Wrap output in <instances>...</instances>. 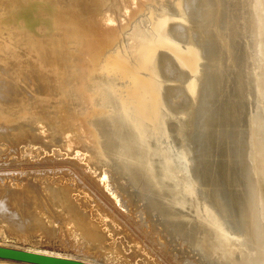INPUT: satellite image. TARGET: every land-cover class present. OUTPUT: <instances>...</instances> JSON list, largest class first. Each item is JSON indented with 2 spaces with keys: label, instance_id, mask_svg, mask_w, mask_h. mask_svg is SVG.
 Returning a JSON list of instances; mask_svg holds the SVG:
<instances>
[{
  "label": "bare ground",
  "instance_id": "bare-ground-1",
  "mask_svg": "<svg viewBox=\"0 0 264 264\" xmlns=\"http://www.w3.org/2000/svg\"><path fill=\"white\" fill-rule=\"evenodd\" d=\"M43 94L53 103L27 118L66 157L41 163L71 171L100 208L52 179L33 191L3 184L5 224L58 223L88 256L23 250L104 264L116 256L106 207L111 234L157 256L183 244L187 264H264V0H0V136L18 124L11 109Z\"/></svg>",
  "mask_w": 264,
  "mask_h": 264
},
{
  "label": "rangeland",
  "instance_id": "rangeland-1",
  "mask_svg": "<svg viewBox=\"0 0 264 264\" xmlns=\"http://www.w3.org/2000/svg\"><path fill=\"white\" fill-rule=\"evenodd\" d=\"M116 1V0H115ZM118 11H120V10H116L115 9V13H117ZM144 12H147V11H145V10H143ZM119 22V21H118ZM128 26H130V24L128 25ZM128 26L126 27V28H128ZM118 33H117V40H120L121 38L123 39V37H124V29H121V27H118ZM123 32V33H122ZM120 35H121V38H120ZM96 39V38H95ZM97 41V40H96ZM98 47H99V50H104L102 47H100L99 45H98ZM19 51H20V49H19ZM93 74H100L101 72H98V71H93L92 72ZM102 74V73H101ZM102 76V75H101ZM20 81V80H19ZM39 97V100H37V99H35L34 101H32V102H30V104H31V107L29 108V111H27L28 112V114H27V112H24V113H21L20 111H18V110H16V109H11L10 111H9V114L10 115H12L13 113H17V115H15V116H10L9 114V116L6 114V117H5V119H7V118H13V119H15L14 121V123H16V121H17V125L11 130V132L8 134V135H5V136H3V137H1L0 139L2 140V138L6 141H4V140H0V166L3 168H1L0 169V171L2 172H0V177L2 178H0V180H1V182H0V186L2 187V185H3V187L6 185V187H12V188H16V189H28V190H31L32 189V191L34 190V188H36L37 186H39L41 183H43V182H50L51 181V179H52V183L53 184H57V185H60V186H63V185H66L68 188H69V191H70V193L73 195L72 197L73 198H75L74 200H76L77 202H80V203H84L85 204V209L88 211V212H90L91 213V211H92V209H93V211H92V213L94 214L95 213V211H96V209H99L100 208V206H98L97 207V204L95 205V203L93 202V196L91 197V192L89 191V190H87V189H84L83 187H81V186H79L80 184H79V181L77 180V179H75L74 178V175L72 174V172L71 171H69L67 168H63V167H61V168H59V167H54V166H52L51 164H48V163H45V164H42V163H44V160H45V162H49V161H47V160H50L49 158H56V156H57V153H56V151H58V149L59 150H61V147H62V145H61V143H60V141H57V140H55V141H53L54 139H47V140H41V143L39 144V142H40V139H39V137L37 138V133H35V131L33 130L34 129V127L33 126H36L32 121H30L28 118H27V115H29L30 114V112L31 113H35V112H39V113H43L44 112V109H42V106H48V105H51L52 103H53V100L51 99V98H49L47 95L45 96L44 94L42 95V96H38ZM41 97L42 98H44L45 100V102L41 99ZM37 100V101H36ZM41 100V101H40ZM34 103V104H33ZM36 105L38 106V107H36ZM1 106H2V104H1ZM33 106H35L36 108L34 109V108H32ZM49 108V107H48ZM40 109V110H39ZM16 110V111H15ZM103 111H105V110H103ZM19 112V113H18ZM26 114V116L24 117V115ZM20 117V118H19ZM22 117H23V120H22ZM24 118H25V120H24ZM29 120V121H28ZM26 121V122H25ZM29 123V124H28ZM33 124V125H32ZM18 125H19V127H18ZM32 125V126H31ZM26 127V128H25ZM21 128H23L24 130H26L25 131V133H24V130H22ZM21 130H22V132H21ZM13 131H14V134H13ZM19 131V132H18ZM19 133L21 134V135H19ZM27 133H29V134H27ZM31 133V134H30ZM34 133H35V135H34ZM12 134V135H11ZM16 134V135H15ZM17 137L18 135H19V137H15V136ZM27 135H29V137L27 136ZM22 137V138H21ZM16 138V139H15ZM19 138V139H18ZM24 138V139H23ZM37 138V139H36ZM23 139V140H22ZM34 139V140H33ZM8 141V142H7ZM17 141V142H16ZM11 142V143H10ZM15 142V143H14ZM53 142V143H52ZM33 143H34V145H33ZM58 143V144H57ZM7 144H8V146H7ZM10 144H11V146H10ZM14 144H16V146L14 145ZM44 144V145H43ZM53 144H54V146H53ZM56 144H57V146H56ZM45 145H47V146H45ZM10 146V147H9ZM24 146V147H23ZM32 146V151H28V150H26L27 149V147H31ZM11 147H14L13 149L11 148ZM22 147V148H21ZM53 147V148H52ZM76 148V149H75ZM11 149V150H13V151H9V150ZM15 149V150H14ZM23 149V150H22ZM81 149V147H80V145L78 146V145H76L75 147H74V153L75 152H77V151H79V152H81V153H84V150H83V148H82V150H80ZM8 150V152H6ZM47 150H48V153H50V155L47 153ZM43 153V154H40L41 152ZM10 152H11V154H13V155H11L10 154ZM23 153H25V154H23ZM46 154H48V158H47V155ZM31 155H34V157L32 156L31 157ZM36 155V156H35ZM40 155V156H39ZM45 156V158H44V156ZM6 156H8V158L6 157ZM42 156V157H41ZM55 156V157H54ZM36 157V158H35ZM66 156H64V155H58L57 156V158H61V159H64ZM71 156H69L68 158H70ZM73 157V156H72ZM11 158V159H10ZM29 158V159H28ZM31 158V159H30ZM40 160V161H37V162H34V160L36 161V160H38V159ZM56 158V159H57ZM8 159V160H7ZM43 159V160H42ZM76 159H78L79 161H81V162H79V163H82V165H84V161L82 160V159H79V158H76ZM30 160H31V162H30ZM52 160H54V159H52ZM29 161V162H28ZM13 162V163H12ZM33 162V163H32ZM38 162H40L39 164H38ZM42 162V163H41ZM29 164H30V166H29ZM38 165V166H36V165ZM11 165V166H10ZM14 165V166H13ZM31 165H33L32 167H31ZM40 165V166H39ZM46 165L48 166V165H50V166H48L47 168H46ZM6 166H7V168H6ZM10 166V167H9ZM17 166V167H16ZM44 166V170H42L43 168H41V167H43ZM85 166V165H84ZM83 166V167H84ZM9 167V168H8ZM16 167V168H15ZM18 167L21 169L22 168V170H20V169H18ZM24 167H25V169H24ZM37 167H39V169L37 168ZM6 168V169H5ZM53 168H54V170H53ZM9 169V171L7 172V173H4L5 171H7ZM31 169V170H30ZM32 169L34 170V171H32ZM38 169V170H37ZM48 169V170H47ZM50 169V170H49ZM87 169V168H86ZM85 169V170H86ZM12 170H14L13 172H12ZM18 170H20V171H22L21 173H19L20 171H18ZM36 170H37V172H36ZM46 170H47V174H46ZM58 170H59V172L61 171V172H63L62 174L61 173H59L58 172ZM24 171H25V174H24ZM27 171V172H26ZM44 171H45V173H44ZM53 171L55 172L53 175H52V173H53ZM57 171V172H56ZM33 172H35V173H33ZM40 172V173H39ZM42 172V173H41ZM66 172V173H65ZM102 172V171H101ZM101 172L99 171V174H98V172L96 173V174H94L95 172H90V170L89 169H87L86 170V173H88V175L90 176V177H93L94 176V178L95 179H97L96 181H98V180H100L99 178H101L102 177V174H101ZM8 173H9V175H8ZM37 173H39V175L37 174ZM59 173V174H58ZM14 175V176H12L11 177V175ZM23 174V175H22ZM27 174V175H26ZM42 174H44V175H42ZM50 174V175H49ZM58 176H57V175ZM68 174V175H67ZM101 174V175H100ZM15 175H17L16 177H15ZM20 175L22 176V177H24V176H26V180H28V181H23L24 180V178H22V177H20ZM63 175V176H62ZM64 175H66V176H64ZM87 175V176H88ZM92 175V176H91ZM95 175H97L96 177H95ZM3 176H6V177H4L3 178ZM8 176V177H7ZM46 176H50L49 178L48 177H46ZM54 178H53V177ZM56 176V177H55ZM60 176H62V178L60 177ZM68 176V177H67ZM10 177V178H9ZM40 177V178H39ZM43 177H46V178H43ZM60 177V178H59ZM66 179V177H67V180H65L64 178ZM69 177H70V179H69ZM71 177L72 178H74V180L72 179L71 180ZM7 178H9V179H7ZM16 178H18L17 180H16ZM21 179V181H20V179ZM12 179V180H11ZM13 179H15V180H13ZM69 179V180H68ZM7 180V181H6ZM10 180V181H9ZM19 180V181H18ZM44 180V181H43ZM47 180V181H46ZM55 180V182H53ZM63 180V181H62ZM59 181V182H58ZM76 181V182H75ZM24 182L26 183V184H24ZM29 182V183H28ZM7 183V184H6ZM27 183H28V185L31 183V185H29V188H28V186H27ZM58 183H60V184H58ZM69 183H71L72 184V187L70 186L71 184H69ZM74 183H76V184H74ZM23 184V185H22ZM78 184V185H77ZM75 185L77 186L76 187V189H75ZM27 186V187H26ZM32 186H34V187H32ZM79 186V187H78ZM101 186V185H100ZM71 188V189H70ZM82 188V189H81ZM82 190H85L86 192H87V195H86V192L85 191H82ZM101 190H102V186H101ZM82 191V192H81ZM103 191V190H102ZM81 192V193H80ZM105 192V191H104ZM77 194V195H76ZM76 195V196H75ZM81 197H80V196ZM87 196V197H86ZM76 197H77V199H76ZM78 197L80 198V200H78ZM88 198V199H87ZM90 199V200H89ZM92 200V203L90 202ZM86 202V203H85ZM92 204H93V206H92ZM88 206V208H87V206ZM91 206V207H90ZM113 207H115V209L117 210V209H119V207L116 205V204H114L113 205ZM103 210V209H102ZM102 210H100L101 211V213H102V215H103V219H104V225H102V228H103V234H105L104 235V243H106L105 244V246H107V247H113V248H115V251H116V256H115V258H113V259H108L109 257H107V258H100V257H97L99 260H101L104 264H156V262H154V261H157L158 263L157 264H187L186 263V258L184 259V260H181L180 259V256L182 255V254H184L182 251H184L185 252V249L183 248V244L181 245L180 244V246L179 245H177L176 246V249H173L172 251H170V252H166V253H164L163 255H155L154 254V252H152L151 250V248L150 247H147V246H145V245H143L144 244V241H142L141 239H139V238H134V239H136L135 240V244L134 243H131L130 242V239H128V242H127V239L125 238V239H123V237H125V234L123 235V233H125L124 231H119V229H117L116 228V233H112L111 234V230H110V228L111 227H109L108 228V225L110 226V222H111V218L113 219L114 217H115V215H114V212L113 213H111L112 211L110 210L109 211V209L108 208H106L105 207V212H106V214L104 213V211H102ZM110 214H109V213ZM107 213H108V215L110 216V217H108L107 216ZM124 217L126 216V218H127V220L129 221L130 220V217L128 218V216H129V214L126 212V210H125V213H121ZM128 215V216H127ZM1 218V217H0ZM105 223H106V225H105ZM36 224V225H35ZM10 225V226H9ZM9 225H7V222H6V224H5V221H3L2 219H0V245H2V246H8V247H14V248H19V249H31V250H39V251H49V252H51V253H53V254H57V255H61V256H72V257H77V258H82L81 256H83V257H85V256H88V254L85 252V251H82L83 249H82V247H81V244L80 245H78L79 244V242L81 243V238L79 239L78 237H76V236H72V235H70L68 232H66V230L63 228V227H61L60 226V224H58V223H53V224H50V225H48V226H42V225H40V224H38V223H36V222H33V223H31L30 224V226L29 227H27L25 230L24 229H18V228H13V227H11L12 225L11 224H9ZM53 226V227H52ZM55 228V229H54ZM119 228H123V226L121 227V226H119ZM124 228H126L127 229V226L125 225L124 226ZM16 229V230H15ZM150 229H151V227H150ZM21 230H24V231H22V233H21ZM63 230H64V232H63ZM114 230H113V232H114ZM147 230L149 231V228H147ZM109 231V232H108ZM128 231V230H127ZM117 232H118V234H117ZM153 232H149V234L150 235H156L157 234V232H155L154 231V233L152 234ZM156 233V234H155ZM111 236V237H110ZM116 238H121L120 239V242H119V239L117 240V241H115L116 240ZM106 239H107V241H106ZM112 240V241H111ZM116 242H118V243H116ZM74 243V244H73ZM120 243H122V244H120ZM123 243L125 244V245H123ZM140 243V244H139ZM113 244V245H112ZM120 244V246H121V248L120 247H118V245ZM116 245V246H115ZM88 247L89 246H91V245H87ZM126 246V247H125ZM134 246V247H133ZM141 246V247H140ZM124 247H125V249H126V251H125V249H124ZM119 248H120V251H119ZM123 248V249H122ZM178 248V249H177ZM183 248V249H182ZM80 249V250H79ZM132 250V252H131V250ZM142 249V250H141ZM143 249H145L144 251H143ZM151 249V250H150ZM177 252H176V251ZM180 250V251H179ZM80 251H82V253L80 252ZM129 251V253H127L128 254V256L126 255V252H128ZM134 251V252H133ZM147 251L150 253H148V255H147ZM84 253V254H83ZM122 253H125L124 255L122 254ZM178 253V254H177ZM182 253V254H181ZM131 254V255H130ZM133 254V255H132ZM142 254H144L145 256H149L150 257V261L152 262V259H153V262L152 263H149L150 261H148L147 260V263H146V259L144 258V256L142 255ZM85 255V256H84ZM134 255H140V257L139 256H135V257H133ZM153 255V256H152ZM89 256H91V254H89ZM127 256V257H126ZM132 257V258H131ZM141 257H142V259H141ZM155 257V258H154ZM167 257V258H166ZM177 257H179L178 259H177ZM93 258H94V256H93ZM95 258H96V256H95ZM96 258V259H97ZM128 258V259H127ZM129 258H131V260H129ZM135 258V259H134ZM144 258V259H143ZM152 258V259H151ZM164 259V260H162V259ZM132 259H133V261H132ZM157 259V260H156ZM158 259H159V261H158ZM180 259V260H179ZM129 260V261H128ZM162 260V261H161ZM107 261V262H106ZM139 263H138V262ZM141 261V262H140ZM113 262V263H112ZM162 262V263H161ZM0 264H6V263H2V262H0ZM14 264H18V263H14ZM193 264H196V263H193Z\"/></svg>",
  "mask_w": 264,
  "mask_h": 264
},
{
  "label": "water",
  "instance_id": "water-1",
  "mask_svg": "<svg viewBox=\"0 0 264 264\" xmlns=\"http://www.w3.org/2000/svg\"><path fill=\"white\" fill-rule=\"evenodd\" d=\"M0 258L35 264H90L76 259L52 256L0 245Z\"/></svg>",
  "mask_w": 264,
  "mask_h": 264
}]
</instances>
